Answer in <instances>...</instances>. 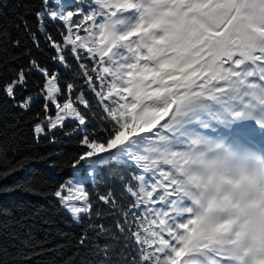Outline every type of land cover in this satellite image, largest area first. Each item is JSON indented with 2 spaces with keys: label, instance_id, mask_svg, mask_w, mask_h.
I'll list each match as a JSON object with an SVG mask.
<instances>
[{
  "label": "snow or ice",
  "instance_id": "1",
  "mask_svg": "<svg viewBox=\"0 0 264 264\" xmlns=\"http://www.w3.org/2000/svg\"><path fill=\"white\" fill-rule=\"evenodd\" d=\"M35 20L53 59L73 79L62 88L58 73L30 60L0 91L25 111L45 101L44 118L33 126L37 139L70 121L82 148L75 164L89 175L131 165L127 182L119 176V192L109 188L97 197L112 208L118 198L129 200L116 225L119 236L112 237L120 248L117 264H231L193 226L181 181L198 138L223 134L256 145L264 137V0H41ZM47 22L61 25V40L46 32ZM28 36L40 50L37 33ZM37 73L44 80L40 92L16 101ZM54 195L77 221L93 215L79 182L61 184ZM90 227L105 231L102 224ZM104 251L113 253L108 244Z\"/></svg>",
  "mask_w": 264,
  "mask_h": 264
},
{
  "label": "trees",
  "instance_id": "2",
  "mask_svg": "<svg viewBox=\"0 0 264 264\" xmlns=\"http://www.w3.org/2000/svg\"><path fill=\"white\" fill-rule=\"evenodd\" d=\"M80 2L86 5L90 0ZM40 8L41 0H0V86L13 78L14 70L27 68L30 60H37L50 73H58L62 88L72 81L73 74L53 59L55 51L45 34L38 31L35 12ZM25 21L28 30L37 33L40 50L32 45ZM45 30L57 41L64 31L53 22H47ZM16 39L21 41L19 47L12 44ZM65 56L75 67L71 52L66 50ZM43 84L38 73L30 75L27 91L17 93L16 101L36 96ZM87 98L91 100L90 94ZM44 103L43 99L36 100L25 111L0 91V264H117L120 248L112 237L119 236L116 225L122 222L121 213L129 200L118 198L119 207L112 208L97 197L109 188L119 192V176L127 182L133 169L129 164H112L100 169L99 175H89L86 168L75 164L82 148L74 125L67 120L64 128L37 139L33 126L44 118ZM55 111L50 106L48 115L54 116ZM98 123L93 121L92 126ZM188 127L191 130L192 126ZM68 181L79 182L88 192L93 203L91 218L84 215L77 221L54 195ZM90 224H102L105 231H93ZM106 244L111 246L112 255L105 254Z\"/></svg>",
  "mask_w": 264,
  "mask_h": 264
},
{
  "label": "clouds",
  "instance_id": "3",
  "mask_svg": "<svg viewBox=\"0 0 264 264\" xmlns=\"http://www.w3.org/2000/svg\"><path fill=\"white\" fill-rule=\"evenodd\" d=\"M193 226L231 264H264V149L223 134L198 138L186 154Z\"/></svg>",
  "mask_w": 264,
  "mask_h": 264
},
{
  "label": "rangeland",
  "instance_id": "4",
  "mask_svg": "<svg viewBox=\"0 0 264 264\" xmlns=\"http://www.w3.org/2000/svg\"><path fill=\"white\" fill-rule=\"evenodd\" d=\"M219 130H220V126L218 127V131ZM222 131H223V127H222ZM224 131H226V129ZM258 138H259L260 141H262L264 137H258ZM220 259H222V258H220Z\"/></svg>",
  "mask_w": 264,
  "mask_h": 264
}]
</instances>
